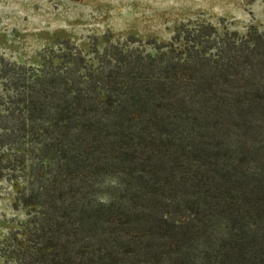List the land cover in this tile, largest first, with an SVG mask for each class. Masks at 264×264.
I'll return each mask as SVG.
<instances>
[{"label": "trees", "instance_id": "obj_1", "mask_svg": "<svg viewBox=\"0 0 264 264\" xmlns=\"http://www.w3.org/2000/svg\"><path fill=\"white\" fill-rule=\"evenodd\" d=\"M93 54L0 56V165L30 218L6 258L264 264V32L188 21Z\"/></svg>", "mask_w": 264, "mask_h": 264}, {"label": "rangeland", "instance_id": "obj_2", "mask_svg": "<svg viewBox=\"0 0 264 264\" xmlns=\"http://www.w3.org/2000/svg\"><path fill=\"white\" fill-rule=\"evenodd\" d=\"M197 20L240 35L264 32V0H0V56L39 68L60 64L71 48L95 63L93 50L107 40L170 42L180 24ZM21 168L0 165V264H12L3 251L30 225L18 201L28 184Z\"/></svg>", "mask_w": 264, "mask_h": 264}]
</instances>
